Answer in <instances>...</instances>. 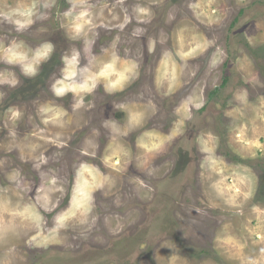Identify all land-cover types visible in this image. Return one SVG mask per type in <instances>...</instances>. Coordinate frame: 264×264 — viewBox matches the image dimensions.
I'll return each instance as SVG.
<instances>
[{"label": "rangeland", "instance_id": "obj_1", "mask_svg": "<svg viewBox=\"0 0 264 264\" xmlns=\"http://www.w3.org/2000/svg\"><path fill=\"white\" fill-rule=\"evenodd\" d=\"M0 264H264V0H0Z\"/></svg>", "mask_w": 264, "mask_h": 264}, {"label": "trees", "instance_id": "obj_2", "mask_svg": "<svg viewBox=\"0 0 264 264\" xmlns=\"http://www.w3.org/2000/svg\"><path fill=\"white\" fill-rule=\"evenodd\" d=\"M58 39V43H60V39L63 40L64 37L62 36V34H59L57 36ZM58 43H54V44H58ZM63 43H67V42H63ZM58 46V45H57ZM63 51V50H62ZM57 52H60V50H55L54 52V56L56 57ZM225 82L226 79L223 80L221 87L225 86ZM217 88L214 89L211 93H210V97H212L216 92H217ZM181 154L183 155V159H178L180 160L178 167L176 169L173 170L172 172V178H170L174 184H177V186L183 185L185 183H187V181L185 180L186 176H188V170L190 171V160L188 158V154L185 152H181ZM169 178H167V180H170Z\"/></svg>", "mask_w": 264, "mask_h": 264}, {"label": "clouds", "instance_id": "obj_3", "mask_svg": "<svg viewBox=\"0 0 264 264\" xmlns=\"http://www.w3.org/2000/svg\"><path fill=\"white\" fill-rule=\"evenodd\" d=\"M49 49H50V46H49ZM26 74L27 75H35L36 74V68L35 67H29L26 69ZM15 116H19V113L18 112H15L14 113Z\"/></svg>", "mask_w": 264, "mask_h": 264}, {"label": "bare ground", "instance_id": "obj_4", "mask_svg": "<svg viewBox=\"0 0 264 264\" xmlns=\"http://www.w3.org/2000/svg\"><path fill=\"white\" fill-rule=\"evenodd\" d=\"M81 198V197H80Z\"/></svg>", "mask_w": 264, "mask_h": 264}]
</instances>
